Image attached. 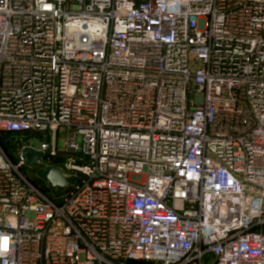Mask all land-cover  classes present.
Wrapping results in <instances>:
<instances>
[{"label": "built area", "instance_id": "2783aa9c", "mask_svg": "<svg viewBox=\"0 0 264 264\" xmlns=\"http://www.w3.org/2000/svg\"><path fill=\"white\" fill-rule=\"evenodd\" d=\"M0 264H264V0H0Z\"/></svg>", "mask_w": 264, "mask_h": 264}, {"label": "water", "instance_id": "95a60500", "mask_svg": "<svg viewBox=\"0 0 264 264\" xmlns=\"http://www.w3.org/2000/svg\"><path fill=\"white\" fill-rule=\"evenodd\" d=\"M42 156L41 152L31 148H25L21 152L23 164L33 169L36 176L51 188L65 189L72 184V180L67 179L59 168L50 166L43 169Z\"/></svg>", "mask_w": 264, "mask_h": 264}, {"label": "rangeland", "instance_id": "374dc122", "mask_svg": "<svg viewBox=\"0 0 264 264\" xmlns=\"http://www.w3.org/2000/svg\"><path fill=\"white\" fill-rule=\"evenodd\" d=\"M66 136H67L66 130L65 129H61L60 132H59V140H64L66 138ZM5 137L6 136H2L3 141H4ZM6 139L8 141H11V142L16 143V144H21V143H24L25 141L28 140L26 138V136H24V137L8 136ZM41 141H42V139L40 137H36L33 140V145H35L36 147H39ZM24 173L36 185L44 186L45 184H47L46 182L40 180L36 176L35 171L33 169H31V168L25 167L24 168Z\"/></svg>", "mask_w": 264, "mask_h": 264}, {"label": "trees", "instance_id": "16d2710c", "mask_svg": "<svg viewBox=\"0 0 264 264\" xmlns=\"http://www.w3.org/2000/svg\"><path fill=\"white\" fill-rule=\"evenodd\" d=\"M8 136H11V135H6V137H5V139H4V142H5V143H13V142L8 141V140L6 139ZM31 137H32V136H26L27 139H29V138H31ZM13 146L15 147V145H13Z\"/></svg>", "mask_w": 264, "mask_h": 264}]
</instances>
